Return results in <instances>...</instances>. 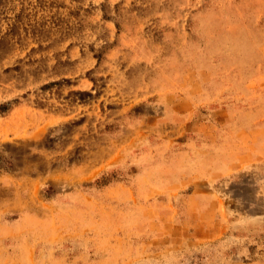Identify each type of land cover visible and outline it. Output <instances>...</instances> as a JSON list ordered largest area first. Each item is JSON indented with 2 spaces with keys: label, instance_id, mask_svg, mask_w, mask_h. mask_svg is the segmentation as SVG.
<instances>
[{
  "label": "rangeland",
  "instance_id": "1",
  "mask_svg": "<svg viewBox=\"0 0 264 264\" xmlns=\"http://www.w3.org/2000/svg\"><path fill=\"white\" fill-rule=\"evenodd\" d=\"M0 264H264V0H0Z\"/></svg>",
  "mask_w": 264,
  "mask_h": 264
},
{
  "label": "bare ground",
  "instance_id": "2",
  "mask_svg": "<svg viewBox=\"0 0 264 264\" xmlns=\"http://www.w3.org/2000/svg\"><path fill=\"white\" fill-rule=\"evenodd\" d=\"M252 35V34H251Z\"/></svg>",
  "mask_w": 264,
  "mask_h": 264
}]
</instances>
